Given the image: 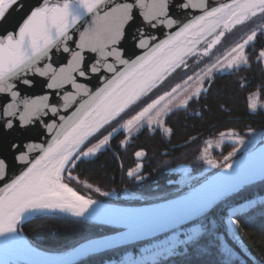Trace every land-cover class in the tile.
<instances>
[{
  "label": "water",
  "instance_id": "1",
  "mask_svg": "<svg viewBox=\"0 0 264 264\" xmlns=\"http://www.w3.org/2000/svg\"><path fill=\"white\" fill-rule=\"evenodd\" d=\"M246 1L248 0H158L157 14L146 21L140 14L146 9L136 7L135 0H110L108 4L92 13L88 12L81 0H61V8L65 3L68 5L67 22L70 26L68 34L73 37L67 44L69 52L63 51L66 36L57 39L54 47L51 48L50 57H45L41 62V65L49 64L45 69L49 73L48 78L29 73L28 79L33 82L31 87L14 81L18 85L22 100L49 95L50 100L47 103L56 110L53 112L51 107L45 108L44 112L40 113V119L26 127L19 126L18 113L17 117L12 118L17 121L16 127L11 129L0 127V159L6 161V172L9 177L14 179L28 177L30 182L26 183L25 190L29 187L32 191L34 188L32 178L37 171L48 167V163L69 148L79 147L76 155L91 137L101 131V128L142 98L167 73L183 62L186 56L196 51L210 35L227 26V23L238 16L264 6V0H254L249 7L238 10L200 40L193 50L185 53L181 59L166 68L152 85L147 86L155 73L157 74L160 69L173 61L176 51L186 45L195 44V40L200 36L197 33H205L208 22L225 17L228 12ZM20 2L21 8L11 14L8 23L0 25V35L6 31H15L17 23L29 13L36 0H20ZM148 2L150 3V0ZM73 15L81 17L78 23L73 20ZM97 16H102L103 21L93 32L95 45H87V48L96 46V51L92 52L87 50L85 44L80 43L79 33L88 28ZM73 24L75 27H71ZM51 35L56 37L55 27H51ZM33 42L42 41H39V37L25 40L24 48L29 55L32 53ZM74 53L79 54L75 60L72 59ZM53 76L58 77L56 83L60 85L55 90L46 88ZM137 93L138 96L129 102ZM4 101L11 102L7 97H4ZM125 103V107L119 111ZM4 107V102H0V111ZM0 119L5 118L0 115ZM100 123L101 127L96 129ZM17 145H25L23 154L26 159L23 162L16 159L20 151ZM28 148L31 151H28ZM68 165L69 162L63 172ZM262 179H264V143L224 167L190 192L157 204L114 205L80 195L75 190L91 204H81L67 194L43 195L45 202L53 205L61 204L76 211L70 213L63 210H40L28 218L39 213L56 212L85 217L123 229L86 240L62 254L39 250L24 236L29 247L23 248V253L35 255L41 252L54 258L33 263L13 253L0 250V264H3L2 254L10 255L27 264H74L85 256L128 245L179 225L202 213L225 195ZM61 181L65 184L63 176ZM3 183L0 181V186ZM13 200L12 197L5 200L3 193H0V243L3 244L11 240L8 238H11L12 234L9 232V221L4 220V222L2 215ZM160 205L162 208L159 213L137 217L125 216L108 208L115 206L125 209L155 208ZM28 218L17 221L16 231L18 224L27 221Z\"/></svg>",
  "mask_w": 264,
  "mask_h": 264
},
{
  "label": "trees",
  "instance_id": "2",
  "mask_svg": "<svg viewBox=\"0 0 264 264\" xmlns=\"http://www.w3.org/2000/svg\"><path fill=\"white\" fill-rule=\"evenodd\" d=\"M263 10L264 6L251 10L217 30L200 44L193 54L186 56L183 62L93 138L110 130L123 117L136 114L137 111H142L153 104L160 93L164 94L165 88H170L167 81L175 79L174 77L180 73L184 75L189 70L191 62L198 57V53H202L212 41L216 40L210 47L214 52L218 47L226 48L229 39L236 37L238 40L239 36L243 37V34L249 33L253 19L257 20V26L262 22ZM248 57L247 65L215 72L205 81L198 96L187 101L186 106L169 112L164 126L171 129L170 133L167 135L158 132L152 135L145 133L136 143L128 145L120 156L106 148L88 160H78L77 157L69 162L64 172V182L73 186L80 195L103 203L123 206L157 204L190 192L224 167L262 145L264 107L260 104L254 106L253 98L264 104V68L256 64L254 54ZM174 83L172 81L170 84ZM152 129L158 128L145 127L143 131ZM122 131L119 130L120 133ZM228 137L245 140L256 138V141L235 154L233 152L237 151L240 145L238 142L228 141L226 139ZM220 140H222L220 147L214 148L213 144ZM138 148L148 150V157L144 163L134 159L133 154ZM209 148L212 149L211 158H205L204 151ZM232 153L233 156L229 157ZM212 157L218 161L212 163L215 160ZM169 168L176 169L174 172L167 171ZM183 174L188 177L189 181L186 183H183ZM262 194L264 179L225 195L192 219L159 234L106 252L85 256L74 264L121 261L130 251L139 252L149 242L168 238L173 233L193 226H200L203 229L201 236L185 242L171 253H164L157 261L135 264H256V262L264 264V201H259L246 212L236 215L238 233L247 254L240 251L242 255L240 258L224 252L221 238L215 235L225 232L224 220L230 209ZM18 229L37 249L62 254L86 240L116 233L123 228L85 217L50 212L28 218L27 221L18 224ZM228 240L236 247L229 237ZM2 261L3 264H27L4 254Z\"/></svg>",
  "mask_w": 264,
  "mask_h": 264
},
{
  "label": "snow or ice",
  "instance_id": "3",
  "mask_svg": "<svg viewBox=\"0 0 264 264\" xmlns=\"http://www.w3.org/2000/svg\"><path fill=\"white\" fill-rule=\"evenodd\" d=\"M109 2L110 0H81L89 13L96 12L98 8ZM60 4L61 0H54V2L53 0H36L29 13L17 23L15 31H6L0 35V102L5 104V107L0 111V115L5 118L0 119V127L6 129L16 127L17 121L12 118L17 117L18 113L19 126L26 127L39 120L40 113L44 112L45 108L51 107L53 112L56 110L54 106L47 103L50 100L49 95L37 99L22 100L18 85L14 81L31 87L33 82L28 79L29 73L41 78H48L49 73L45 69L49 67V64L41 65V62L44 61L45 57H50L51 48L54 47L57 39L66 36L63 51L69 52L67 44L73 37L68 34L70 27L67 22L68 5L65 3L61 8ZM21 6L20 0H0V25L8 23L11 14ZM135 6L146 9L140 14L147 21L157 14L158 0H150V3L148 0H135ZM80 19L81 17L78 15H73V20L76 23ZM102 21V16L94 17L93 23L79 33L80 43L85 44L86 48L88 44L95 45L93 32ZM49 24L57 29L55 38L51 35ZM71 27H75V24ZM32 37H39V41L42 42H33L32 53L29 55L24 48V42ZM87 50L95 52L96 46L87 48ZM77 55L79 54L74 53L72 59L75 60ZM57 79L58 77L53 76L46 88L55 90L59 87L60 85L56 83ZM4 97L10 99L11 102L4 101ZM16 147L20 150L16 159L23 162L26 159L23 154L25 145H17ZM28 151L31 149L28 148ZM6 166V161L0 159V169H3L0 171V181L4 182L0 186V193H3L5 200L9 197L16 198L22 195L25 192L26 183L30 182L26 176L22 179L10 178L6 172Z\"/></svg>",
  "mask_w": 264,
  "mask_h": 264
},
{
  "label": "rangeland",
  "instance_id": "4",
  "mask_svg": "<svg viewBox=\"0 0 264 264\" xmlns=\"http://www.w3.org/2000/svg\"><path fill=\"white\" fill-rule=\"evenodd\" d=\"M250 32H246V35L243 34V37L239 36L238 40L236 39V37L229 39L226 48L218 47L214 50V52L209 49L216 43V40L212 41L210 43V46L207 45L206 49L202 53H198V57H196L195 60L191 62V64L189 65V70L184 75L183 73H180L174 77L175 79L167 81V84L169 83L168 85L170 86V88H165L166 90L163 92L164 94L160 93L159 97H157L153 104L149 105L142 111H137L136 114L134 113L133 115L123 117L122 120L115 126H113L110 130L104 131L103 133H101V135H98L97 137L91 139L88 145L81 151L80 157L89 158L95 155L99 150H102L104 144L106 143V139L112 136V134L119 133V130H123L122 133L126 132L128 135H132L137 131L144 130L145 127L165 128L164 120L166 119L167 114L175 110L176 108L186 106L187 101H189L193 97L198 96V94L200 93L199 91H201L205 85V81L208 80V78H211V76L215 72H219V70L222 69H237L240 66L248 64L249 57L247 56V52L250 51L249 49L254 47L252 46L253 44H251L252 35L250 34ZM172 81H174L175 83L170 84ZM253 101L254 106H256L257 104H260L261 106V104H263V102H261L260 100H256L255 97L253 98ZM226 139L228 141L239 143V149L233 152L235 154L246 147H250L252 143L256 141V138L254 140H245L237 137H228ZM221 141L222 140L218 141L216 144H213L214 148L220 147ZM233 153L230 154L229 157L233 156ZM211 154L212 149L209 148L208 150L204 151L203 156L205 158H211ZM215 161L218 160L215 159L212 163H214ZM70 177L74 178V176L72 175H70ZM182 179L183 183L189 181L188 177H186L185 174H183ZM75 181L77 180L75 179ZM259 201H264L263 196H258L255 199L248 200L247 202L249 203V206L247 208L255 206ZM242 212L243 211H240L236 213V215ZM237 223L234 233L236 237L238 236L240 238L237 229ZM225 224L227 228V223L225 222ZM189 231L194 232V235L196 237L201 236L203 233V229L200 226H193L188 230H182L181 232L173 233L168 238H162L160 240L149 242V244L145 245L142 248L141 252H139L138 257L150 256V261L159 260L164 253H171V250H174L173 248L181 247V245L185 242L183 239H181L182 234ZM227 232L228 231L226 230L220 236L219 234L215 233L216 237L221 238L223 251L234 257L241 258L242 255L240 254V251L244 254L246 253L245 245H243L239 249L237 247L238 245L235 242L234 236ZM19 233L24 237L23 233ZM228 237L236 245V247L230 244ZM172 245H174L175 247H173L171 250H168V247ZM123 258H125V256H123L122 259ZM127 259V261H123L125 262L124 264H133L138 262L137 257L133 253L130 254ZM144 261L147 262V260ZM123 262L121 264H123ZM105 264L117 263H115L114 261H107V263ZM256 264L262 263L256 262Z\"/></svg>",
  "mask_w": 264,
  "mask_h": 264
},
{
  "label": "bare ground",
  "instance_id": "5",
  "mask_svg": "<svg viewBox=\"0 0 264 264\" xmlns=\"http://www.w3.org/2000/svg\"><path fill=\"white\" fill-rule=\"evenodd\" d=\"M254 0H248L246 2H243L242 4L238 5L237 8L231 10L230 12L227 13V15L225 17L216 19V20H212L210 22H208L206 24L205 27V33H200L198 32L197 34H199V38L198 40H195V44L194 45H186L185 47H181L179 51H176V54L174 55V57L172 58V62L169 63L168 65H165L162 69H160L158 71V73L154 74L153 77L150 79V81H148V85L150 86L153 84V81L155 79H157L159 76H161L164 73V70L168 67H170L174 62L178 61L179 59H181L185 53L191 51L194 49V47H196V44L202 40L203 38L206 37L207 34H209L210 32L214 31L215 29H217L218 26H220V24H222L223 22H225L227 20V18L231 17L232 15H234V13L238 12V10L243 9V8H247L249 7V5L253 4ZM146 86V87H147ZM145 87V88H146ZM144 88V89H145ZM143 89V90H144ZM142 92V90H141ZM140 93V92H139ZM135 94V96L130 99L129 102H131L133 99H135L138 94ZM126 105L122 104V107L119 108V111L124 108ZM101 127V123L99 126H97L96 129ZM79 148V147H78ZM78 148H74V149H67L63 152H61V154L58 155L57 158H55L53 161H51L50 163H48V167L41 169L39 171H37V173L35 174V177L32 178L33 179V187L32 191H30L29 187L26 188L25 192L19 196L18 198H14V200L12 201V204L9 206L8 209H6V212L2 215V220H6L9 221V232L12 234L11 240H7V242H5V244L0 243V250H3L5 252H10L13 253L15 255H17L18 257H21L23 259H25L28 262H33V263H41L43 261H47L50 260L52 258H54L53 256H49L46 255L45 253H37L35 255H29L28 253H23V248L25 247H29L28 246V242L25 240V238L18 232L16 231V223L19 219H26L28 218V216H31L35 213H38L40 210H63L66 212H74L76 210L74 209H68L63 207L61 204L60 205H53L50 202H45L43 200V195H49V194H67L69 196H71L72 198H74V200H77L78 202H80L81 204H91L86 198H84L83 196H79L74 189H72L71 187L65 185L62 183L61 179H62V172L63 169L65 168V166L68 164L69 160L75 155L76 151L78 150ZM264 198V197H263ZM249 206V203H245L241 206H239L236 210H234V212L231 214L232 216H229L226 218V223H227V227H228V231L229 233L234 236L235 238V242L236 244L240 245L241 247L244 245L240 238L235 235V226H236V219L234 218L236 213L240 212V211H244L245 209H247V207ZM109 209H111L113 212H117L119 214H123V215H129L131 217H137V216H143V215H155L156 213H159V211L161 210L162 206L160 205L159 207H148V208H137V209H133V208H120V207H108ZM5 222V221H4ZM188 237L186 238L187 240L192 239L195 235L194 232H190V234H187ZM174 242V241H171ZM173 247H175L174 245L169 246L168 249H172ZM131 259V258H130ZM150 259V256L147 257H141L139 256V258H137V261L139 260H147ZM125 262H123L124 264Z\"/></svg>",
  "mask_w": 264,
  "mask_h": 264
},
{
  "label": "flooded vegetation",
  "instance_id": "6",
  "mask_svg": "<svg viewBox=\"0 0 264 264\" xmlns=\"http://www.w3.org/2000/svg\"><path fill=\"white\" fill-rule=\"evenodd\" d=\"M262 16L261 18L263 19L262 22H260V24L257 26L256 25V21L255 19H253L251 25L249 26V29L251 30L250 34L252 35V40H251V44H253L252 46H254L253 50H251L250 52H247V56L250 54H254L255 55V62L256 64L261 65V67L264 68V10L262 12ZM210 46V45H209ZM209 48V47H207ZM211 49V48H209ZM249 53V54H248ZM262 107L263 104H261ZM165 122V120H164ZM156 132L161 133L162 135H167V133L171 132V129H169L167 126L165 128H158V129H152V130H147V131H137L132 135H128L126 132L123 133H115L112 134V136L108 137L106 139V143L104 144V147L102 148V150L106 149V148H110L111 152L114 153L116 156H120L125 150V148L128 145L134 144L138 141V139L142 138L145 133L147 134H156ZM102 150H99L102 152ZM98 151V152H99ZM134 159L139 162V163H144L146 161V158L148 157V150L147 149H142V148H138L135 150L134 152ZM78 156V160L80 159H91V157H80ZM74 157L73 160H75ZM138 166V165H137ZM176 168H169L167 171L172 170V172H174Z\"/></svg>",
  "mask_w": 264,
  "mask_h": 264
}]
</instances>
